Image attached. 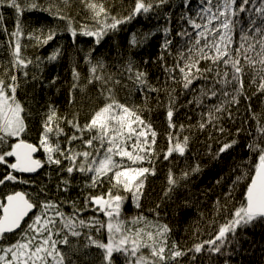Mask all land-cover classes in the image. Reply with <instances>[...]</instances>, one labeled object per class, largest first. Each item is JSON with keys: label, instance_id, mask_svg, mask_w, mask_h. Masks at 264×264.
<instances>
[{"label": "snow or ice", "instance_id": "snow-or-ice-1", "mask_svg": "<svg viewBox=\"0 0 264 264\" xmlns=\"http://www.w3.org/2000/svg\"><path fill=\"white\" fill-rule=\"evenodd\" d=\"M191 2L184 0V6L189 7ZM199 3L195 16L180 17L191 31L181 27L175 36L172 16L164 13L166 24L157 29L163 37L157 56L165 74L163 83L153 84L131 53L112 71L103 59H94L95 49H90L84 57L89 66L84 83L81 72L72 67L69 103H77L74 94H86L89 86L96 89V99L102 103L81 123L79 112L69 119L49 102L40 113L39 138L33 143L28 139L32 110L20 99L19 92L22 79L23 84L39 80L35 73L30 76L29 68L42 71L44 60L26 55V50L47 45L56 32H25L21 22L24 13L48 12L66 22L73 38L78 34L93 37L99 45L109 33L119 31L137 17L158 15L170 0H131L126 14L114 11V0H50L47 5L39 0H0V8H11L16 14L14 29L9 31L0 12V32L7 35L3 45L7 55L0 59V166L7 171L0 178V187L31 184L33 181L23 174L37 173L45 165L56 166L58 192L69 191L74 174L86 177L81 189L83 207L78 206V200L52 199L43 185L35 193L12 190L0 194V264H117V258L120 264H183L189 252L193 254L191 261L204 251L228 255L227 248L239 246L238 230L264 224V114L251 113L252 97L245 88L247 78L248 88H255L252 95H264V0ZM74 6H82L91 23L77 25L70 14ZM155 35L152 31L131 33L129 47H143ZM62 54L60 48L55 49L47 62L57 61ZM166 57H171V63ZM57 79L50 83L54 85ZM177 86L182 92L198 93L187 103L206 109L199 113V130L216 128L224 116L230 119L231 106L239 105L242 97L249 101L248 110L255 120V135L249 132L253 138L246 147L256 156V162L249 160V170L236 176L232 189L225 194L228 202L216 201V215L223 213L224 220L211 221L216 226L215 234L187 250L175 241L169 243L172 229L167 223L149 219L143 213L131 217L123 213L129 198L137 209L141 208L146 182L156 175L155 162L161 156L169 160L174 153L184 156L189 150L190 136L183 133L193 126L186 128L173 121L183 106L177 103ZM119 91L126 93L123 102ZM135 93L142 95V104L129 102ZM161 93L166 100L160 99ZM153 96L156 106H163L166 112L167 147L161 150L157 149L160 134L144 117L145 112L152 111ZM213 99L218 102L206 104ZM66 126L72 129L71 134L65 131ZM242 130L238 129L237 135ZM218 131L224 132L223 127ZM236 143L235 139L224 143L217 155ZM41 151L46 157L43 161L36 157ZM199 171L198 164L191 169L193 173ZM190 174L182 171L181 178L187 179ZM245 181L243 198L229 211L233 191ZM167 183L165 195L179 183L171 169ZM65 206L71 211L66 212ZM87 211L94 214L85 217Z\"/></svg>", "mask_w": 264, "mask_h": 264}, {"label": "trees", "instance_id": "trees-1", "mask_svg": "<svg viewBox=\"0 0 264 264\" xmlns=\"http://www.w3.org/2000/svg\"><path fill=\"white\" fill-rule=\"evenodd\" d=\"M43 5H47L50 0H39ZM117 9L122 14L125 9L131 6V0H122L123 7H121V0H114ZM201 7L199 0H192L189 7L184 6V0H170L169 6H166L163 11L157 14H149L148 17L140 16L134 19L131 23L122 25L121 29L115 33H109L103 38L99 45L94 43L93 37H86L78 34L75 38L71 33L66 30V22L57 19L54 15L48 12L31 11L26 12L21 17L22 25L25 32L43 30L45 33L49 29H54L56 36L53 40L49 41L47 45L26 50V55L40 56L44 62L41 65L42 71L30 67V76L35 73L41 80V84L36 81L29 80L27 84H23L19 92L20 99L26 102V106H30L32 115L29 118V134L28 139L30 142L37 143L40 133V113L46 110L49 102L54 104L61 114L67 115L69 119L74 112H79L80 122L84 123L88 114L102 101H98L95 106L92 102L95 100L92 96H97L96 89L89 86L87 93L77 91L74 95L77 103H69V87L72 83V67L75 65L77 70L81 72L82 81L88 74V65L84 62L85 54L90 49H95L92 52L94 59H103L106 65L112 71L122 62L125 54L131 53L135 60L143 67L149 74V80L153 84L163 83L165 74L161 68L160 63L157 61V56L160 53V44L162 43V33L157 32L155 23L166 24L164 13H170L172 16L171 27L172 35L175 36L177 30L181 27H188L187 22L182 20L179 23L174 15L181 17L182 14L195 16L197 10ZM190 9V10H189ZM0 12L4 15V25L9 31L14 29L16 14L13 9L4 7L0 8ZM71 16L74 18L76 24L91 23L86 20L87 13L82 6H74L70 10ZM242 18L243 14H241ZM82 22H81V21ZM140 29H148L156 32V35L151 38L146 45L139 48H130L129 39L131 40V33H139ZM6 41V34L0 32V59L6 57L3 45ZM25 43H30L25 41ZM91 46H90V45ZM60 48L62 56L55 62H47V57L52 52ZM141 57V58H140ZM171 63V57H166ZM147 60L148 63L144 64ZM58 77L56 83L53 85L50 82L53 78ZM200 84L199 81L196 82ZM245 88L247 94L251 96V113L264 114V110L260 111V105L264 107V95H252L255 88H248V79H245ZM120 92V91H119ZM198 94H189L182 92L177 86L178 105L179 110L175 113L173 121L177 125L183 124L187 128L189 125L193 127L183 133L190 136L189 150L184 156H179L174 153L169 160H164L163 157L155 162L156 175L149 176L145 186V195L141 200V208L137 209L129 198L123 207L125 216L131 217L139 213H143L149 219H159L162 223H167L172 229L170 234L169 243L175 241L181 249L187 250L193 244L199 243L201 240L211 238L215 234L216 226L211 223L213 219L223 222L224 214L216 215L214 206L216 201L220 200L221 203L228 202L225 200V194L232 189L233 181L241 171L249 170V160L254 164L251 155L246 145L251 141L255 135V120H253L251 113L248 110L249 101L241 98L239 105L231 106L232 117L229 119L227 116L222 118L216 128H206L199 130L196 125L200 120L199 113L206 111L204 108H196L194 105H189L188 100L192 96ZM137 95L136 104H142V95ZM190 96V97H189ZM162 101L166 100L163 93L160 94ZM207 104L217 103L218 100L206 101ZM150 107L152 111L145 112L144 117L150 119L153 127L160 134L157 139V149H166L167 140L166 134L168 132L166 112L163 106L157 107L155 98L150 97ZM193 108V110H192ZM223 127L224 132L218 131ZM243 129L237 135V130ZM65 131L71 134L72 129L65 127ZM253 133V136L249 135ZM182 134V135H183ZM63 139V138H62ZM237 143L232 148L223 153L219 149L224 143L232 140ZM39 159L42 161L45 158L43 152H39ZM256 162V161H255ZM199 165V172H191L195 165ZM145 166H149L145 164ZM169 169L175 174L179 183L174 187L173 191L165 195L168 188L167 176ZM7 171L4 166H0V178L4 172ZM182 171H189L191 174L187 179L181 178ZM51 177V179L49 178ZM33 181L31 184H9L7 187H0V194L12 190H21V187H26V192L35 193L39 185L46 186L48 196L52 199L63 200H78L80 207H83L84 193L81 191L86 177L76 175L73 176L72 187L67 193L58 192L56 185L59 183L56 166L45 165L40 169L35 176L26 177ZM247 181L239 184L233 191V199L229 203V211L238 201L243 198L246 189ZM107 185H105V188ZM87 191V190H86ZM159 205V207H157ZM64 210L70 212L71 208L65 206ZM155 210V211H152ZM155 213H159L157 217ZM94 213L87 211L84 216H91ZM101 219H105L103 214H100ZM237 236L239 239V246L236 244L231 245L225 251L230 253L228 255H220L216 253H209L204 251L196 254V259L191 261L193 255L191 252L188 256L183 258V264H264V224L257 223L254 227L238 230ZM207 248V246H205ZM95 252L96 250L93 249ZM117 264H120V259L117 258Z\"/></svg>", "mask_w": 264, "mask_h": 264}, {"label": "bare ground", "instance_id": "bare-ground-1", "mask_svg": "<svg viewBox=\"0 0 264 264\" xmlns=\"http://www.w3.org/2000/svg\"><path fill=\"white\" fill-rule=\"evenodd\" d=\"M127 8H130V6H128ZM14 11V10H13ZM26 12H29V11H26ZM25 12V13H26ZM37 12H40V11H37ZM14 13H15V11H14ZM174 18L179 22V23H181L182 22V20L180 19V17L179 16H175L174 15ZM81 21V20H80ZM82 22V21H81ZM155 26H156V28L158 29V28H162L163 26H164V24L163 23H155ZM140 31L141 32H148V31H150V30H148V29H140ZM6 40H7V35H6ZM127 40H129L130 41V38L129 39H127ZM176 40H179V37H176ZM150 42L152 41L151 39L149 40ZM90 45V44H89ZM91 46V45H90ZM128 56V54H125L124 56H121V58H125V57H127ZM94 58V57H93ZM141 58V57H140ZM84 62H85V60H84ZM36 82H38L39 84H41V80H40V78H39V80L38 81H36ZM125 96H126V93L125 92H123V91H120V92H118V97L121 99V101L123 102L124 101V98H125ZM137 97V95H135V94H133V96L131 97V99H130V101L129 102H134V103H136V98ZM190 97V96H189ZM92 98L95 100V102L93 103L92 102V106H95L96 105V103L99 101L98 99H96V96H92ZM206 104H207V102H206ZM192 110H193V108H192ZM258 110H260V111H263L264 110V107H263V105H260V109H258ZM248 156V158L250 159V158H252V161L255 163V161H256V156L255 155H253V154H248L247 155ZM38 173V172H37ZM36 175V174H35ZM35 175H31V176H26V175H23V176H26V177H32V176H35ZM23 190H26V187H21V190H18V191H23ZM3 194V193H2Z\"/></svg>", "mask_w": 264, "mask_h": 264}, {"label": "water", "instance_id": "water-1", "mask_svg": "<svg viewBox=\"0 0 264 264\" xmlns=\"http://www.w3.org/2000/svg\"><path fill=\"white\" fill-rule=\"evenodd\" d=\"M38 154H39V153L36 154V157H37ZM38 171H39V170H38ZM35 174H37V173H34V174H23V175L31 176V175H35Z\"/></svg>", "mask_w": 264, "mask_h": 264}, {"label": "rangeland", "instance_id": "rangeland-1", "mask_svg": "<svg viewBox=\"0 0 264 264\" xmlns=\"http://www.w3.org/2000/svg\"><path fill=\"white\" fill-rule=\"evenodd\" d=\"M46 158V157H45Z\"/></svg>", "mask_w": 264, "mask_h": 264}]
</instances>
